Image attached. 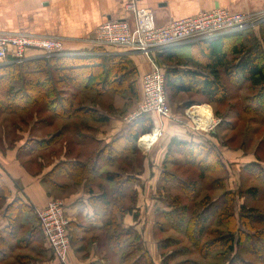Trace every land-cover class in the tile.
I'll return each instance as SVG.
<instances>
[{
	"label": "trees",
	"instance_id": "trees-1",
	"mask_svg": "<svg viewBox=\"0 0 264 264\" xmlns=\"http://www.w3.org/2000/svg\"><path fill=\"white\" fill-rule=\"evenodd\" d=\"M249 32L190 42L154 54L155 63L164 71L170 101L174 102L181 93H198L210 104H215L216 117L226 120L229 111L224 112L221 108L230 98V90L225 86L223 77L234 83L236 91L241 90L243 81L250 88L264 90V50ZM138 76L135 63L125 54L34 55L20 63L0 65L1 115L15 114L9 122H5L4 128L19 130L22 124L35 119L39 133L29 131L30 136L43 138H30L20 147L22 152L33 155L23 164L34 168L38 166L37 173H40L45 162L38 161V158L44 160V152L49 153L47 166L52 168L44 176L46 183L65 189L69 184L61 180L69 178L84 186L88 201L94 208L95 221L103 223L102 233L94 239L106 249L102 257L104 264H153L141 233L135 225L124 226L122 220L127 214H132L135 220L139 217L136 186H142V170L137 168L143 165L145 157L137 141L140 136L152 132L153 123L148 115L141 116L128 125L126 134L104 144L94 139L97 128L92 124L106 123L109 115H103L95 108L98 103L96 98L87 97L89 102H93L89 106L84 104V99L79 100V96L88 90L95 91V97L113 91L130 100H139ZM256 100L248 107L264 114V104ZM192 102H185L184 109L193 105ZM110 108L111 114L118 113L112 106ZM60 122L64 124L60 126ZM224 125L230 126L227 123ZM231 125L234 129L235 124ZM64 126L69 129L63 130ZM4 128L0 134L1 143L3 139L11 138V133H6ZM234 142V139L229 141ZM13 144L11 139L10 147ZM79 145H88L90 152L84 159ZM0 147L3 150V145L0 144ZM63 147L65 158L58 156ZM253 165L264 175V167L259 163ZM162 166L158 191L164 193L174 209L159 214V217L169 220L175 228L183 229L207 258L216 254L224 259L228 255L227 264H245V259H231L233 253L245 247L260 258L256 243L264 239V231H257V228L264 226V215L256 208L243 204L237 214L234 193L225 189L224 178L220 175L224 163L215 146L173 137ZM210 174L214 176L211 188L218 194L213 197L207 195L197 203L199 183H203L202 180ZM260 181L264 190V176ZM0 184V188H4L1 177ZM178 188L179 192L174 195ZM253 192L258 195V189ZM6 194L8 190L5 188L0 195V207L5 204ZM17 210L18 201L6 207L5 214L10 222L15 220ZM214 223L219 227L210 231L212 238L207 243H202L207 226ZM86 228L95 229L92 225ZM2 234L0 232V237ZM244 239L246 245L241 246ZM174 240L175 244H168L167 241L161 248L166 249L179 242ZM181 245L180 253L166 256L164 264H171V260L190 249L186 244ZM261 249L264 251V246ZM261 263L264 264L249 262Z\"/></svg>",
	"mask_w": 264,
	"mask_h": 264
},
{
	"label": "crops",
	"instance_id": "crops-1",
	"mask_svg": "<svg viewBox=\"0 0 264 264\" xmlns=\"http://www.w3.org/2000/svg\"><path fill=\"white\" fill-rule=\"evenodd\" d=\"M127 1L0 0V32H26L43 36H57L65 39L68 50L80 52L78 55H101L97 53L101 49L97 50L89 39L95 29L106 20L126 18L128 16L125 9ZM137 2L140 6L153 10L159 25L166 24L171 19L193 16L202 10L215 7H224L231 12L264 13V0H137ZM118 50L109 49L110 54L107 55L124 54L117 53ZM36 54L37 52L32 50L28 52V56ZM125 55L130 56L139 73V100H130L128 97L113 91H108L106 94L100 95L99 98L95 97V91H85L83 96L79 93V100L84 99V104L89 106L93 105V102H89L87 97L89 99L96 98L98 103L95 104V108L101 114L109 115V120L106 123L92 124L94 128H97L94 139L100 140L104 144L128 132L129 124L123 120L122 113L126 108L131 110L137 106L142 96L141 77L153 67L149 57L142 53L136 52ZM202 105L206 106V104ZM202 105L199 106L202 107ZM111 106L118 113L111 114ZM207 107L211 109L212 119L216 122L212 108ZM176 113L182 116V111L179 110ZM149 117L153 123V134L158 132L159 135L146 146L141 144L142 136L138 138L137 146L145 160L143 165L137 169L142 170V185L145 182L143 175L148 174L147 179L149 180L146 182L149 181V187L158 189L159 176L163 171L162 165L171 139L177 137L186 141L205 143L206 135H200L199 132L201 131L191 130L185 122L162 119L156 114L149 115ZM34 122L35 119L32 120V124ZM30 135V133H25L24 138H21V141L16 143L14 148L5 144L6 140L3 139V144L6 147L0 150V177L4 187L0 188V195L3 194L5 188L8 190L4 199L5 204L0 207V232L3 233L0 237V264H56V260L53 258L38 227L37 215L38 211L51 200L52 196L61 198L65 203L66 213L70 221L71 246L68 253V264H104L102 258H99L100 246L94 239V236L102 233L103 223L95 221L94 208L88 201V194L84 192V186L69 178H64L61 181L68 183V187L65 189L56 188L44 180L45 174L51 170L52 166H45L39 171L40 173H37L38 166L34 168L24 165L22 160L29 161L33 155L22 152L20 147L30 138H43L42 136ZM90 142L95 143L91 140ZM79 146L83 155L82 159H84L90 152L88 145ZM19 156H21V160H19ZM61 157L65 158L64 155ZM38 161L44 162L41 157L38 158ZM154 198L152 200L153 205L157 206L159 203L158 196ZM151 199V195L139 197L138 207L140 211L141 204L142 206L149 205ZM14 201H18V210L15 213V220L10 222L5 211L6 207ZM122 220L124 226L135 225V228L140 232L141 224L145 222L146 217L142 216L141 211L137 220L132 214L126 215ZM88 225L94 226L95 229H87Z\"/></svg>",
	"mask_w": 264,
	"mask_h": 264
},
{
	"label": "rangeland",
	"instance_id": "rangeland-1",
	"mask_svg": "<svg viewBox=\"0 0 264 264\" xmlns=\"http://www.w3.org/2000/svg\"><path fill=\"white\" fill-rule=\"evenodd\" d=\"M262 23L263 22L248 30L250 31L249 33L253 35V38L256 39V43L260 44V46L264 50V24L262 25ZM223 81L225 86L230 90V98L221 108V110H223L224 112L229 111L226 120H222V118L216 117L214 112L216 109L215 104H210L205 97L198 93H181L179 96H177L174 102H171L169 93L167 92L169 102H171L172 113L180 121L189 123L188 126L191 130L201 131L199 132L200 135H206L204 141L205 144L208 146H215V148L220 153L224 163V168H222L220 175H222V177L224 178L225 189L234 193L233 195L235 198V207L237 214L240 211L241 205L243 204L246 205V207L256 208L264 215V190L262 188V181H260V179H262L264 175H261L260 169L253 165L254 163H259L262 167H264V114L257 113L254 108L248 107L249 103L255 104L257 101L256 99H258L261 104H264V90L259 88H250L249 84L243 81L241 90L236 91V87L233 86L234 83H229L228 79H226L225 77H223ZM99 97L100 96H96V98ZM92 99L95 98L93 97ZM190 100H192V103L194 104L184 109V103ZM202 104H206V106H210L212 108L213 116L216 119V122L213 121L214 125L212 122V124L207 128L197 126L198 129H193L191 125L194 124L196 126L197 124L189 115L190 109L192 106L200 107L199 105ZM202 106L206 107L204 105ZM133 109L129 110L128 108H126L123 111L122 116L127 115ZM179 110L182 111V116L176 113V111L179 112ZM13 117H15V114L11 115L8 113H4L3 115H1L0 111V134L1 130H3L4 128L5 122H9ZM224 123H227L230 126L226 127ZM232 123L235 124L234 129L231 125ZM62 124H64V122H60V126ZM38 127L39 126H37L36 123L32 124V121H29V123L26 125L22 124L21 127H19V130H11V127H9L8 130L4 128L6 133H11V138L7 139L5 144H8V146L10 147L9 142L12 139L14 146L10 148L16 147V143L20 142L21 138H24L25 133H29V131L32 134L39 133V130H37ZM66 129L69 128H66L64 126L63 130ZM47 130L50 129L47 128ZM154 134H157V132H155ZM144 135H142V137ZM149 135L153 136V131L149 133ZM232 139H234L235 142L229 143V141ZM0 144L3 145V147H6L3 143L0 142ZM63 148L65 149V147ZM64 149H61V151L58 153V156H65V153L63 151ZM0 150H2L1 147ZM48 155L49 153L45 152V166L49 164ZM19 158V160H21V156H19ZM22 163H24V160H22ZM250 165L252 166L250 167L249 171H246V168ZM143 178L145 179L144 185L141 186L140 184H138L136 186L139 193L138 196H141L142 198L143 195H151L152 199L149 205L142 206L141 204L142 216H145L146 220L141 224L140 233L144 238L146 247L148 246L147 248L149 249V251L151 249V258L153 260V264H164V258L166 256H169L171 253H174V255H178L180 253L179 251H181L182 248L181 244L188 245L190 249L186 254L171 260L169 263L181 264L178 262L184 260L185 263L183 262L182 264H211L213 262H217V264H227L229 260L228 255H226L224 259L217 256L216 254H214L210 258H207L206 255H203L199 251L196 244H194V242L187 237L183 229L179 230L175 228L173 224H171L170 221L166 218H163L162 216L159 217V214L169 213L170 211H172L174 209V206L170 205L167 202L168 199H166V196L163 192H159V189H152L149 187V181L146 182V180H149L147 179L148 174L143 175ZM213 178L214 176L210 174L206 177V179L202 180L203 183H199L198 196L196 195L197 203H199V201L207 195H209V197H213L218 194V192H215L211 188ZM255 188L258 189L257 196H255V193L253 192ZM178 192L179 188L175 191L174 195H176ZM155 196H158L159 200L157 206H154L152 201L155 199ZM50 199L62 200L61 198H57L55 196H52ZM137 208L140 215L141 211L138 207V203ZM218 227L219 226L216 223H214V225H208L207 231L202 237V243H207L212 238L210 231ZM258 230L264 231V226H258L257 231ZM173 238L179 241L176 245H172L166 249L161 248L164 247V244L167 241L168 244H175V240ZM242 245H246L245 239L242 242L241 246ZM256 246V251L257 253H259L260 258L263 257L262 259L258 258V255L249 252L247 250V247H245L244 249L241 248L240 251H238L236 254L233 253L231 255V259H245V264H249V262H264V251H262L261 249L262 246H264V239H261V243H256ZM103 249L104 248L102 244L99 247V258H102L103 254H105V249Z\"/></svg>",
	"mask_w": 264,
	"mask_h": 264
},
{
	"label": "built area",
	"instance_id": "built-area-1",
	"mask_svg": "<svg viewBox=\"0 0 264 264\" xmlns=\"http://www.w3.org/2000/svg\"><path fill=\"white\" fill-rule=\"evenodd\" d=\"M125 9L128 14L126 18L106 20L95 29L89 41L95 48L101 49L97 52L101 55L110 54L109 49L115 48L119 49L117 53H142L153 63L152 69L141 77V100L132 111L123 116L127 124L141 116L152 114L162 119L182 122L172 113L165 87V74L155 63L154 54L190 42L244 32L264 21V13L231 12L224 7H215L202 10L193 16L171 19L166 24L159 25L153 10L140 6L137 0H128ZM65 43V39L57 36L2 31L0 65L20 63L34 57L28 56L30 50L47 57L80 53L68 50ZM189 115L197 124L196 126L192 124L191 127L198 129L199 123L190 113ZM158 135L157 132L153 136L157 138ZM37 215L38 226L56 264H68L71 235L65 203L62 200L51 199Z\"/></svg>",
	"mask_w": 264,
	"mask_h": 264
},
{
	"label": "bare ground",
	"instance_id": "bare-ground-1",
	"mask_svg": "<svg viewBox=\"0 0 264 264\" xmlns=\"http://www.w3.org/2000/svg\"><path fill=\"white\" fill-rule=\"evenodd\" d=\"M193 108H194V110H193ZM189 113L192 115V117H194V119L197 121V123H199V126H202L204 128L209 127L213 122L209 108H206L203 106L202 107L201 106L200 107L194 106V107H191ZM196 117H199V118L197 119ZM154 138H156V136L144 135L141 138V144L143 146H146V145L152 143L151 141H153Z\"/></svg>",
	"mask_w": 264,
	"mask_h": 264
}]
</instances>
